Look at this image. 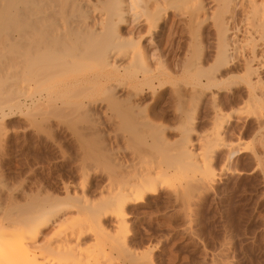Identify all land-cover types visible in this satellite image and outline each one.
I'll return each instance as SVG.
<instances>
[{"label":"rangeland","instance_id":"obj_1","mask_svg":"<svg viewBox=\"0 0 264 264\" xmlns=\"http://www.w3.org/2000/svg\"><path fill=\"white\" fill-rule=\"evenodd\" d=\"M104 1L86 0L91 4L86 8L91 11L92 6L99 4L100 9ZM205 4L210 20L202 28L189 22L193 4L180 8L185 18H176L177 40L182 44L167 61L171 66H179L191 56L197 37L208 50L204 66L212 65L218 44L214 18L219 20L217 17L222 9L215 0H207ZM169 12L180 13L174 9ZM238 12L241 22L243 16ZM97 14L95 18L98 19L100 13ZM0 38L2 49L5 38ZM239 38L242 40L239 46L246 49L249 42L246 44L244 36ZM2 61L0 58V226L11 230L21 219L23 206L35 205L38 212L51 203L64 202L63 212L46 223L45 229L42 227L37 239L43 249H51L35 252L37 256L48 258L46 264L58 262L57 254L68 242L76 246V234L83 236L76 247L78 254L74 264H264V119L256 117L258 112L254 108L242 104L225 109L226 116L234 115L233 119H224L230 121L225 137L230 144L228 151L235 149L242 153L227 167L224 160L229 152L225 150V154L214 157L209 167L210 158L206 154L210 156L211 153L203 143L213 132V119L207 117L208 109L213 94L224 101L229 92L205 94L200 103L203 116L193 119V131L189 136L201 155L197 164L189 166L179 158L180 148L187 139L183 136V119H180L178 87L160 88L155 84L153 88L145 86L139 93L134 88L120 86L116 99L124 103V110L135 105L132 111L138 119L135 116L121 119L115 107L113 110V105H109V97L105 96L98 98L93 106L85 101L87 108L81 107L85 108L79 113L74 111L82 106L79 103L51 109L45 105L41 111L40 107L31 106L30 101L31 112H24L17 105V71L13 68L8 73ZM177 69L175 76L179 78ZM40 111L45 117L43 114L40 117ZM202 140L205 141L200 142ZM204 155L207 158L204 159ZM122 163L151 167L157 176L163 171L158 178L164 185L151 204H143L138 211L129 212L126 224L119 223L115 215V186L118 184L115 179L120 175L118 172L121 173ZM204 173L208 179L204 178ZM47 201L50 203L46 204ZM13 228L11 231H15ZM70 231L75 232L74 235ZM130 249L141 254L139 257L143 259L130 256Z\"/></svg>","mask_w":264,"mask_h":264},{"label":"bare ground","instance_id":"obj_2","mask_svg":"<svg viewBox=\"0 0 264 264\" xmlns=\"http://www.w3.org/2000/svg\"><path fill=\"white\" fill-rule=\"evenodd\" d=\"M206 1L105 0L101 3L100 9L98 4V7L92 6L94 9L89 11L88 7L86 8V5H91L87 4L88 0L87 2L86 0H0V36L5 38L2 49L0 47V58L5 62L7 71L15 68L19 76L17 105L21 111L31 112L29 101L31 106L40 107V110L45 105L51 109L79 103L82 106L79 105V109H74L78 112L84 110L88 104V106H93L95 102L97 104L96 100L105 96L106 99L109 97L110 100H107L111 103L109 105H113V110L115 107L114 111L121 119H133L137 115H134L136 112L132 111L135 105L124 110V103L117 100V90L120 86L134 88L139 90V93L143 92L145 86L153 88L155 84L160 88H165L167 85L176 86L179 88V100L181 101L180 119H183L182 127H184V132H182L187 139H184L186 142L182 146L180 145L179 158L183 163L188 162L190 166L191 163L197 164L201 155L197 152L194 141L191 137L189 138L193 131L191 127L194 125L193 119H201L203 116L200 103L205 94L222 93L226 90L229 95L224 101L213 94L207 116L213 119V132L210 139H205L209 140L208 143L205 140L200 141H205L203 143L206 144V149L210 150V156L206 152L202 153L210 158L208 160L210 167L214 157H218L225 150L229 152L230 144L227 143L225 137L230 121L224 119H233L234 115L226 116V108L245 104L258 112L256 114L258 119H264V0H215L224 14L220 13L222 17L218 15L219 20L214 18L217 21L215 25L218 44L212 65L207 68L204 66L208 50L204 49L197 37V41L193 40L197 44L192 46L191 56L181 65L171 66L167 61L173 53L180 49L182 44V41L177 40L179 39V26L176 18L184 17L180 8L185 4H193L192 12L188 13L189 22L191 25L202 28L210 20ZM261 1L263 4H260ZM169 9L178 10L180 13L170 14ZM238 11H241L243 16L241 22L237 18ZM97 12L100 13L98 19L95 18ZM240 36H244L246 44L249 42L246 49L240 47L242 44ZM121 58H124V61ZM176 68H178L177 73L180 72L179 78L175 76ZM83 106L85 107L81 109ZM41 111L40 117L43 114ZM75 114L77 116V113ZM83 116L85 117L84 114ZM241 153L239 150H231L226 155L224 166L230 167L232 161ZM206 162L205 160L204 163ZM127 164L120 165L121 173L118 172L120 175L115 179L119 184L115 183L117 186H115V215L117 219L119 218V223H125L129 212L138 211L143 204L150 203L164 186L159 180L161 178H158L160 174L158 176L154 174L156 172H153L151 167L146 169L145 166ZM206 167L205 165L204 168ZM162 172L159 173L162 175ZM204 178H207L206 173H204ZM49 203L46 202V204ZM55 203L42 207L43 210L39 207L38 212V207L35 205L23 206L20 209L22 217L19 218L21 219L15 222V226H12V229L15 227V231L5 230L0 226L1 264L49 263L48 258L46 260L45 256H42L44 258L37 256L35 252L43 249L37 239L44 225L52 222L51 219L64 210V202ZM125 229L127 230L126 227ZM74 233L71 234L74 235ZM69 235L70 233L67 236ZM73 235L72 238H74ZM81 235L76 234V246H72L73 244L68 242V237L66 238L65 241L69 244L67 246L64 244L63 249L57 254L58 262L55 261V264H74L76 254H78L76 247L82 240ZM1 241L6 242L1 243ZM124 241H122L123 244ZM49 250L51 249L44 248L42 252ZM130 250L129 255L133 254L132 257L136 255L138 259L136 257L134 259L139 260L141 254Z\"/></svg>","mask_w":264,"mask_h":264}]
</instances>
